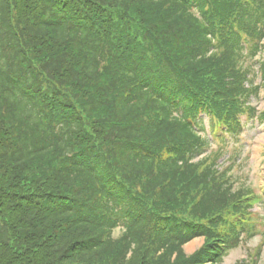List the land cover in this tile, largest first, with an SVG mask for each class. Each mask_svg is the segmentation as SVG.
Instances as JSON below:
<instances>
[{
  "label": "trees",
  "instance_id": "obj_1",
  "mask_svg": "<svg viewBox=\"0 0 264 264\" xmlns=\"http://www.w3.org/2000/svg\"><path fill=\"white\" fill-rule=\"evenodd\" d=\"M263 37L264 0H0V264H220L253 236L201 132L254 115Z\"/></svg>",
  "mask_w": 264,
  "mask_h": 264
},
{
  "label": "rangeland",
  "instance_id": "obj_2",
  "mask_svg": "<svg viewBox=\"0 0 264 264\" xmlns=\"http://www.w3.org/2000/svg\"><path fill=\"white\" fill-rule=\"evenodd\" d=\"M243 67L250 68V74L258 64L255 60L245 59ZM259 78H256V83ZM252 106L256 108V114L264 111L263 87L260 88L258 97L250 100ZM242 130L238 136L219 135L209 137L208 132L204 136L208 138L209 147L206 154H213L216 150H221V155L217 160L220 170L230 175V180L234 182V188L249 189L253 195L259 199L251 208L252 221L257 233L251 238L243 239L239 245L231 249L223 258L221 264H235L244 259L248 251L254 253L257 248L261 249L259 264L264 263V121H259L248 113L240 116ZM204 125L207 129L208 122L204 117ZM218 130V129H215ZM120 233L119 229L114 230V237ZM202 243V238H195L183 246L184 251L189 254L197 249Z\"/></svg>",
  "mask_w": 264,
  "mask_h": 264
}]
</instances>
